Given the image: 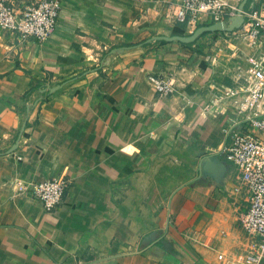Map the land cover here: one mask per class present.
I'll return each mask as SVG.
<instances>
[{
  "label": "crops",
  "instance_id": "1",
  "mask_svg": "<svg viewBox=\"0 0 264 264\" xmlns=\"http://www.w3.org/2000/svg\"><path fill=\"white\" fill-rule=\"evenodd\" d=\"M159 1L61 0L43 41L0 28V264H225L249 248L247 194L217 152L232 109L206 112L210 83H231L207 54L230 51ZM160 71L179 92L154 91ZM57 176L54 209L18 193Z\"/></svg>",
  "mask_w": 264,
  "mask_h": 264
},
{
  "label": "built area",
  "instance_id": "2",
  "mask_svg": "<svg viewBox=\"0 0 264 264\" xmlns=\"http://www.w3.org/2000/svg\"><path fill=\"white\" fill-rule=\"evenodd\" d=\"M159 5L167 19L183 24L188 32L207 18L225 27L221 37L232 58L224 65L215 52L207 58L213 66L221 65L231 83H210L216 92L209 98L206 112L216 114L221 105L232 109L217 152L225 165L236 171L233 189H244L247 194L241 224L254 237L246 251L225 264H264V0L248 9L240 7L237 0H160ZM60 9L61 0L22 4L0 0V28L16 34L19 42L28 38L43 41L56 27ZM236 16H241L238 25L227 29ZM241 48L249 52L238 57ZM148 80L161 97L179 92L173 73L152 72ZM67 186L68 179L57 176L22 183L18 193L39 199L46 210H51L62 201Z\"/></svg>",
  "mask_w": 264,
  "mask_h": 264
},
{
  "label": "water",
  "instance_id": "3",
  "mask_svg": "<svg viewBox=\"0 0 264 264\" xmlns=\"http://www.w3.org/2000/svg\"><path fill=\"white\" fill-rule=\"evenodd\" d=\"M240 7H243V4H240ZM241 20V16H236L234 18H231V23L226 27L227 29L229 28H232L233 26H237L239 21ZM223 28H225L221 22H215V23H212L211 25H208V26H205V27H202L199 29V27H197L194 31H193V34H196L197 32L199 31H202V30H222Z\"/></svg>",
  "mask_w": 264,
  "mask_h": 264
},
{
  "label": "rangeland",
  "instance_id": "4",
  "mask_svg": "<svg viewBox=\"0 0 264 264\" xmlns=\"http://www.w3.org/2000/svg\"><path fill=\"white\" fill-rule=\"evenodd\" d=\"M123 1H124V0H123ZM125 1H127V2H128L129 0H125ZM130 1H132V0H130ZM160 11H161V13H162V14H164L163 10H160Z\"/></svg>",
  "mask_w": 264,
  "mask_h": 264
}]
</instances>
